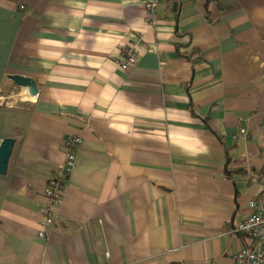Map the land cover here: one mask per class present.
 Instances as JSON below:
<instances>
[{
    "label": "crops",
    "instance_id": "0c3cea01",
    "mask_svg": "<svg viewBox=\"0 0 264 264\" xmlns=\"http://www.w3.org/2000/svg\"><path fill=\"white\" fill-rule=\"evenodd\" d=\"M1 98L0 264H236L251 244L232 230L261 192L264 0H163L153 24L140 0H0Z\"/></svg>",
    "mask_w": 264,
    "mask_h": 264
},
{
    "label": "built area",
    "instance_id": "2783aa9c",
    "mask_svg": "<svg viewBox=\"0 0 264 264\" xmlns=\"http://www.w3.org/2000/svg\"><path fill=\"white\" fill-rule=\"evenodd\" d=\"M161 1L163 0H140L152 24L154 23V12ZM187 1L196 2L198 0ZM124 54L125 55L121 57L120 61H118V65L123 71L134 65L138 59L137 50L125 49ZM2 100L1 98L0 101ZM239 133L245 134L246 130L240 128ZM81 143L82 140L80 137L68 136L66 138L68 151L66 152L64 162L56 168L53 178H51L46 185L45 195L50 204L58 203L64 184L75 168V150ZM252 181L261 187V192L258 197L250 200L248 203L251 214L237 223L232 230L234 233L246 235L252 242L249 246L241 247L233 254L232 259L236 264H264V169L258 175H255ZM40 211L42 213V223L47 225L50 224L52 220L50 218L49 207H43ZM38 236L40 238H45V233L39 232Z\"/></svg>",
    "mask_w": 264,
    "mask_h": 264
},
{
    "label": "water",
    "instance_id": "95a60500",
    "mask_svg": "<svg viewBox=\"0 0 264 264\" xmlns=\"http://www.w3.org/2000/svg\"><path fill=\"white\" fill-rule=\"evenodd\" d=\"M8 79L18 89H22L27 92L30 97H34L38 93V89L34 79L19 75L12 74L8 76ZM15 140L12 138L3 139L0 143V174H4L7 169L8 160L12 153Z\"/></svg>",
    "mask_w": 264,
    "mask_h": 264
},
{
    "label": "rangeland",
    "instance_id": "374dc122",
    "mask_svg": "<svg viewBox=\"0 0 264 264\" xmlns=\"http://www.w3.org/2000/svg\"><path fill=\"white\" fill-rule=\"evenodd\" d=\"M12 94L14 95V96H12L13 99H15V100L21 99V97L19 98L20 93L18 92V90H14V92Z\"/></svg>",
    "mask_w": 264,
    "mask_h": 264
},
{
    "label": "bare ground",
    "instance_id": "6f19581e",
    "mask_svg": "<svg viewBox=\"0 0 264 264\" xmlns=\"http://www.w3.org/2000/svg\"><path fill=\"white\" fill-rule=\"evenodd\" d=\"M25 96H28L26 93H24Z\"/></svg>",
    "mask_w": 264,
    "mask_h": 264
}]
</instances>
